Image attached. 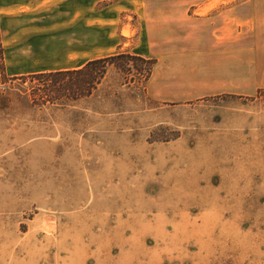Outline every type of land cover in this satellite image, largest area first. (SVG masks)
<instances>
[{
  "label": "rangeland",
  "instance_id": "obj_1",
  "mask_svg": "<svg viewBox=\"0 0 264 264\" xmlns=\"http://www.w3.org/2000/svg\"><path fill=\"white\" fill-rule=\"evenodd\" d=\"M142 1L153 14L156 0ZM219 6L228 10L223 63L264 57L256 13L264 0H210L190 11L213 13L216 42ZM120 20L117 52L135 55L139 18L126 11ZM190 21L182 48L194 51L209 27ZM122 65L107 66L91 97L63 108L33 106L30 83L0 70V264H264V87L240 100L159 101L144 84H124L140 76Z\"/></svg>",
  "mask_w": 264,
  "mask_h": 264
},
{
  "label": "crops",
  "instance_id": "obj_2",
  "mask_svg": "<svg viewBox=\"0 0 264 264\" xmlns=\"http://www.w3.org/2000/svg\"><path fill=\"white\" fill-rule=\"evenodd\" d=\"M106 1L0 0V45L5 76L11 79L36 73L75 70L89 61L119 53L117 51L127 29L120 16L126 11H133L139 18L140 27L139 45L132 51L135 55L154 56L157 60L153 74L143 86V91L151 94L153 99L185 102L210 94H230L229 97L240 100L252 97L259 86L264 87V57L252 55L244 61L243 51L237 49L234 54H241L238 64L229 66L223 63L222 56L226 59L225 55L229 53L221 49L229 44L228 10L224 11L219 6L221 10L216 11L220 15L219 22L223 24L215 31L220 34L218 42L211 38L215 34L210 29L213 13L205 11L203 17L192 15V12L206 7L210 0H205L202 5L198 0H156L153 14L145 9L149 5L142 0H112L101 4ZM258 3L254 5L256 10L261 7ZM191 7L194 9L191 10ZM235 8L236 23L243 22L242 12ZM256 13L262 17L264 11ZM190 19L209 27L207 36L205 34L203 39L194 43L197 46L194 51L182 48V44L188 43L185 36L182 40L186 34L182 31L183 22H192ZM187 27L192 29L190 25ZM144 32L147 40L149 38L146 45L142 44ZM228 72H234L237 80H232ZM182 73L186 75L185 80L179 81ZM243 79L249 81L244 83ZM180 85V90L173 89Z\"/></svg>",
  "mask_w": 264,
  "mask_h": 264
},
{
  "label": "trees",
  "instance_id": "obj_3",
  "mask_svg": "<svg viewBox=\"0 0 264 264\" xmlns=\"http://www.w3.org/2000/svg\"><path fill=\"white\" fill-rule=\"evenodd\" d=\"M114 61L123 63L120 68L122 72L132 74L134 71L140 76L138 81H135L134 78H126L124 84L129 86L136 82L141 83V85L145 84L151 77L155 65L154 59L151 58L130 53H118L89 61L83 67L75 70L36 73L11 79L30 83L28 95L33 106L63 108L68 106V103L74 104L91 97L105 78L107 66L112 65ZM131 62L135 66L131 67ZM139 63L147 67L142 68ZM0 70L1 74L4 75L2 65Z\"/></svg>",
  "mask_w": 264,
  "mask_h": 264
}]
</instances>
